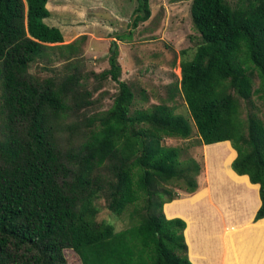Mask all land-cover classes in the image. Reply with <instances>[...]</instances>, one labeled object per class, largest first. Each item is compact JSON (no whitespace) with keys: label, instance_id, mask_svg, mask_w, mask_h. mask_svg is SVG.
<instances>
[{"label":"trees","instance_id":"trees-1","mask_svg":"<svg viewBox=\"0 0 264 264\" xmlns=\"http://www.w3.org/2000/svg\"><path fill=\"white\" fill-rule=\"evenodd\" d=\"M47 2L0 0V264H67L68 249L81 264H192L185 222L163 212L180 197L169 186L186 194L198 188L200 165L163 144L189 139L190 121L200 145L230 142L231 170L259 186L248 228L263 235L264 115L256 102L264 108V0H192L201 43L180 62L175 86L189 118L166 104L132 112L134 93L120 80L111 42L109 68L95 77L117 84L112 105L74 121L69 115L91 106L92 95L75 64L62 78L29 72L49 50L75 45L63 44L60 29L46 24ZM136 2L134 29L150 18L149 0ZM63 131L72 138L69 149L58 144ZM100 199L116 216L127 212L129 227L117 231L99 220ZM253 240L264 244V236Z\"/></svg>","mask_w":264,"mask_h":264},{"label":"rangeland","instance_id":"rangeland-1","mask_svg":"<svg viewBox=\"0 0 264 264\" xmlns=\"http://www.w3.org/2000/svg\"><path fill=\"white\" fill-rule=\"evenodd\" d=\"M191 2L149 0L150 18L134 29L131 23L136 0H48L46 7L50 17L45 20L46 24L60 29L63 44L75 45L73 50L68 51L49 50V57L34 63L29 72L40 79L62 78L72 72L66 68L67 64H75L77 72L83 77V89L92 95L91 106L69 115L70 120L102 113L112 105L117 84L95 76L109 68V47L111 42H115L121 67L120 80L129 84L134 93L131 111L166 104L175 114L189 118L184 99L175 86H179L180 62L190 60L201 43L191 19ZM128 34L130 37H127ZM119 36H126V39L120 41ZM253 83V89H256L259 85L256 76ZM256 103L260 108L259 115L263 117V105L259 101ZM246 113L245 103L242 102V118ZM69 122H66L67 125ZM190 123L192 134L189 139L171 138L163 142L164 145L180 148L182 160L192 158L200 165L196 178L198 188L185 197H192L201 191H206L207 195L200 204L186 208L184 214L200 216L205 223L216 222L219 225L222 224L219 218L242 220L250 214L255 202L247 199L238 188L220 187L208 182L206 145H200L193 123ZM67 133H59L57 141L61 148L73 147L72 138ZM229 146L232 149L231 144ZM169 188L178 195L185 194L175 186ZM97 205L99 220L113 224L117 231L129 227L127 212L121 216L114 215L106 208L104 199H100ZM263 236L258 235L254 227L231 234L227 264H262L264 244L253 239L257 237L259 240ZM64 256L67 264H81L79 257L70 249L64 251Z\"/></svg>","mask_w":264,"mask_h":264},{"label":"crops","instance_id":"crops-1","mask_svg":"<svg viewBox=\"0 0 264 264\" xmlns=\"http://www.w3.org/2000/svg\"><path fill=\"white\" fill-rule=\"evenodd\" d=\"M64 39V38H63ZM230 142L206 145L205 156L208 168V182L220 187L238 188L247 199L254 201L250 214L242 220L219 218L220 223H205L200 216L184 214L188 207L200 204L206 197V191L186 198L182 194L177 199L163 205L167 219L180 218L185 224L184 239L187 245L188 258L193 264H227V237L231 232H240L251 226L254 214L260 205L258 185L249 182L247 176L238 177L230 168L236 152L230 148Z\"/></svg>","mask_w":264,"mask_h":264},{"label":"water","instance_id":"water-1","mask_svg":"<svg viewBox=\"0 0 264 264\" xmlns=\"http://www.w3.org/2000/svg\"><path fill=\"white\" fill-rule=\"evenodd\" d=\"M238 176V175H237ZM238 177H241V176H238Z\"/></svg>","mask_w":264,"mask_h":264}]
</instances>
